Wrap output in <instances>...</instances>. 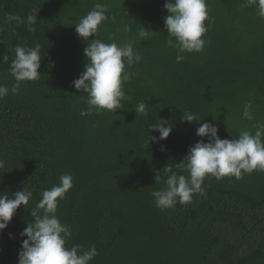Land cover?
Returning a JSON list of instances; mask_svg holds the SVG:
<instances>
[{
    "label": "trees",
    "instance_id": "obj_1",
    "mask_svg": "<svg viewBox=\"0 0 264 264\" xmlns=\"http://www.w3.org/2000/svg\"><path fill=\"white\" fill-rule=\"evenodd\" d=\"M96 3L109 16L99 38L131 43L141 59L127 68L134 75L123 84L122 109L81 115L88 94L72 81L84 70L86 44L73 23ZM165 3L0 0V85L9 89L0 98V195L32 192L0 231V264H18L31 209L64 174L72 175L73 187L56 215L71 228L66 247L95 246L89 264H264V171L242 179L206 176L202 194L164 210L152 196L167 187L166 164L188 177L176 165L202 139L200 124L211 122L221 139H235L264 122V17L247 0H206L204 49L180 53L186 58L177 62L176 40L164 27ZM29 15L36 17L35 32L28 30ZM142 27L150 31L145 37ZM37 43L40 78L20 82L14 95V50ZM141 102L147 116L135 111ZM248 103L252 120L243 116ZM189 113L200 121L183 120ZM160 118L172 125L170 135L146 145L148 137H159L149 129Z\"/></svg>",
    "mask_w": 264,
    "mask_h": 264
},
{
    "label": "clouds",
    "instance_id": "obj_2",
    "mask_svg": "<svg viewBox=\"0 0 264 264\" xmlns=\"http://www.w3.org/2000/svg\"><path fill=\"white\" fill-rule=\"evenodd\" d=\"M247 4L256 5L259 16L264 17V0H247ZM164 7L168 12L164 18V27L168 35L176 40L173 46L178 49L177 62L186 58L180 53L203 51L206 41L202 37L208 30L205 21L209 19L206 0H166ZM9 19L16 17L10 16ZM108 19L106 7L96 3L79 23H73L77 36L86 44L83 50L86 58L84 70L72 81L78 91L88 94L89 107L87 112L82 111L81 115L90 114L93 109L97 113L101 110L122 109L121 102L127 98L123 84L134 75L129 73L127 68L141 59L131 43H105L99 38L100 26ZM35 23L36 17L29 15V31L35 32ZM130 30V26L125 25L124 31ZM148 33L150 31L142 27L140 36L145 37ZM93 36L96 38L90 39ZM14 51L15 59L11 63L10 72L16 81L11 88L12 94L15 95L19 92L20 82L40 78L42 56L39 43L34 47L18 45ZM6 60L7 57L4 56L3 61ZM8 93L9 89L0 85V98ZM251 107V103L244 106L243 116L248 120L253 119ZM135 111L147 116V104L141 102ZM182 118L187 122L200 121L191 113ZM255 129L254 133L244 130L235 139H221L217 125L211 122L200 124L196 135L202 139L190 147L186 163L176 165L181 171H187L188 177L173 172L172 167L166 164L163 172L171 173L165 181L167 187L152 192L156 207L161 210L172 208L177 200L180 204L190 203L194 194L203 193L202 185L206 176H213L217 180L226 176L242 179L246 173L264 171V122L257 121ZM151 130H158L160 135L148 137L146 145L150 141L166 139L172 131V125L160 118V123L150 126L149 131ZM205 137L207 142L203 139ZM3 166L4 162L0 161V167ZM72 187V175L64 174L60 177L58 185L43 191L42 199L31 209L33 222L28 223L20 233L21 237L26 236L27 239L21 242L18 264H89L98 254L95 246H90L87 250L79 244L71 248L66 247L71 228L61 223L56 212L58 201L63 199ZM31 197L32 192L25 189L15 192L11 198L7 194L0 195V231L8 227L17 209L21 205H28Z\"/></svg>",
    "mask_w": 264,
    "mask_h": 264
}]
</instances>
